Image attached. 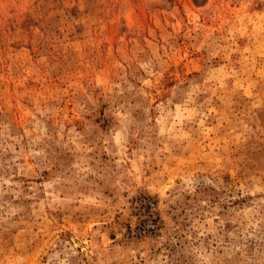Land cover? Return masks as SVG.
Wrapping results in <instances>:
<instances>
[{"label":"rangeland","instance_id":"rangeland-1","mask_svg":"<svg viewBox=\"0 0 264 264\" xmlns=\"http://www.w3.org/2000/svg\"><path fill=\"white\" fill-rule=\"evenodd\" d=\"M0 264H264V0H0Z\"/></svg>","mask_w":264,"mask_h":264}]
</instances>
